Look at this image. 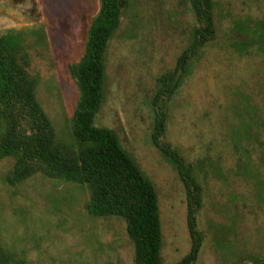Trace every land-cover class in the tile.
<instances>
[{
	"label": "rangeland",
	"instance_id": "374dc122",
	"mask_svg": "<svg viewBox=\"0 0 264 264\" xmlns=\"http://www.w3.org/2000/svg\"><path fill=\"white\" fill-rule=\"evenodd\" d=\"M19 27L0 47L27 79L53 129V152L76 160L91 147L73 134L81 90L69 67L86 59L99 0H15ZM214 37L187 61L174 94L159 101L163 141L199 187L195 264H264V0H203ZM103 53L93 127L114 133L156 195L160 264H177L192 242L186 191L153 145L154 98L195 42L190 0H122ZM0 138L7 120L1 113ZM79 175L52 173L21 150L0 148V264H137L126 220L93 209Z\"/></svg>",
	"mask_w": 264,
	"mask_h": 264
},
{
	"label": "trees",
	"instance_id": "16d2710c",
	"mask_svg": "<svg viewBox=\"0 0 264 264\" xmlns=\"http://www.w3.org/2000/svg\"><path fill=\"white\" fill-rule=\"evenodd\" d=\"M99 1L101 7L90 28L86 59L69 67L81 90L80 104L73 118V134L79 142H88L91 147L82 151L76 160L54 154L53 129L37 106L27 79L9 59L7 48L1 46L0 92L5 98L1 113L7 120V127L0 138V148L21 150L25 160H40L59 176L79 175L90 187L95 211L113 212L126 220V232L135 242L137 264H160V223L154 189L121 150L114 133L94 128L92 124L101 103L104 48L119 23L122 0ZM190 3L200 22L195 30V42L182 54L174 72L160 78L162 87L153 101V145L175 165L186 191L187 228L192 246L188 256L177 264H195L200 249L201 238L195 221L199 187L183 158L162 139L165 116L158 104L174 94L187 61L214 37L212 18L203 0H190ZM3 257L0 255V259Z\"/></svg>",
	"mask_w": 264,
	"mask_h": 264
},
{
	"label": "crops",
	"instance_id": "0c3cea01",
	"mask_svg": "<svg viewBox=\"0 0 264 264\" xmlns=\"http://www.w3.org/2000/svg\"><path fill=\"white\" fill-rule=\"evenodd\" d=\"M20 4L15 0H0V31L7 27H19Z\"/></svg>",
	"mask_w": 264,
	"mask_h": 264
}]
</instances>
